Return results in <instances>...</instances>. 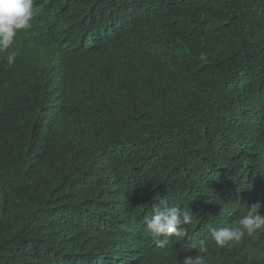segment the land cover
Here are the masks:
<instances>
[{"label":"trees","instance_id":"obj_1","mask_svg":"<svg viewBox=\"0 0 264 264\" xmlns=\"http://www.w3.org/2000/svg\"><path fill=\"white\" fill-rule=\"evenodd\" d=\"M30 23L0 51V264H182L202 242L264 264V231L212 238L264 214V0H34ZM161 200L184 237L148 228Z\"/></svg>","mask_w":264,"mask_h":264},{"label":"clouds","instance_id":"obj_2","mask_svg":"<svg viewBox=\"0 0 264 264\" xmlns=\"http://www.w3.org/2000/svg\"><path fill=\"white\" fill-rule=\"evenodd\" d=\"M34 0H0V51L8 50L14 46L17 31L31 27L30 21L33 18ZM16 59V53L7 56V64L11 65ZM160 207L153 204L151 218L146 217L148 228L156 235H175L184 237L186 229H178L181 223L180 217L175 210H170L166 202L161 200ZM259 205L253 206L250 210L240 216L230 227L212 231V238L219 248L232 246L241 241L246 235L253 236L259 231H264V214L258 211ZM183 223L185 225L193 222L192 214L189 211H183ZM192 248H197L193 243ZM207 247L202 242L199 245L198 252L206 253ZM197 254L195 258L185 257L182 264H206V258Z\"/></svg>","mask_w":264,"mask_h":264}]
</instances>
